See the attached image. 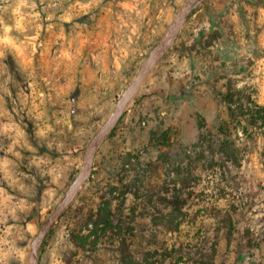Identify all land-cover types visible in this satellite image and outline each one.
I'll return each mask as SVG.
<instances>
[{
    "label": "rangeland",
    "instance_id": "374dc122",
    "mask_svg": "<svg viewBox=\"0 0 264 264\" xmlns=\"http://www.w3.org/2000/svg\"><path fill=\"white\" fill-rule=\"evenodd\" d=\"M184 2L0 0V264H28ZM91 160L37 264H264V0H203Z\"/></svg>",
    "mask_w": 264,
    "mask_h": 264
},
{
    "label": "water",
    "instance_id": "95a60500",
    "mask_svg": "<svg viewBox=\"0 0 264 264\" xmlns=\"http://www.w3.org/2000/svg\"><path fill=\"white\" fill-rule=\"evenodd\" d=\"M202 2L203 0H186V2H184L181 9L174 16V19L169 26V29H168V32L165 38L162 40L160 45L150 50L145 64L139 69L134 79L131 81L128 87L124 90L123 94L119 97L116 103V106L111 112V114L109 115V117L104 121L103 125L99 128L96 134L89 141L88 145L86 146L85 152H84L83 164H82L81 169L79 170L78 175L76 176V178L73 180V182L67 189L64 195V198L58 203L56 208L51 212L48 218L43 222L40 229L38 230V232L36 233V235L33 237L31 241V253H30L28 264L38 263L40 246L46 234L50 230L53 223L59 218V216L65 210L69 200L72 198L75 191L82 184V182L86 179L90 171L91 165H92V160H91L92 152L94 148L96 147V145L99 143V139L103 135L104 131L106 130V127L114 118H117L121 114L122 108H123V105L125 103L127 96L131 94L132 91H135V89L140 85L142 79L144 78L146 73L152 68L158 56H160L165 50L168 49V47H170L174 43L178 30L184 18L187 15H189Z\"/></svg>",
    "mask_w": 264,
    "mask_h": 264
},
{
    "label": "bare ground",
    "instance_id": "6f19581e",
    "mask_svg": "<svg viewBox=\"0 0 264 264\" xmlns=\"http://www.w3.org/2000/svg\"><path fill=\"white\" fill-rule=\"evenodd\" d=\"M134 91H132V93H133ZM132 93L131 94H129L128 96H131L132 95ZM127 96V97H128ZM115 120H116V118H114L109 124H108V126L106 127V130L104 131V133L103 134H105L108 130H110L111 129V127H112V125L114 124V122H115Z\"/></svg>",
    "mask_w": 264,
    "mask_h": 264
},
{
    "label": "crops",
    "instance_id": "0c3cea01",
    "mask_svg": "<svg viewBox=\"0 0 264 264\" xmlns=\"http://www.w3.org/2000/svg\"><path fill=\"white\" fill-rule=\"evenodd\" d=\"M117 1H118V2L122 1V2H123L124 0H116V2H117ZM171 2H173V0H171ZM168 6H170V5H167V7H168ZM172 6H173V5H172ZM4 158H6L5 155H4L3 157H1V160H2L1 162H2V165H3V166L5 165ZM0 164H1V163H0ZM5 167H6V166H5Z\"/></svg>",
    "mask_w": 264,
    "mask_h": 264
},
{
    "label": "trees",
    "instance_id": "16d2710c",
    "mask_svg": "<svg viewBox=\"0 0 264 264\" xmlns=\"http://www.w3.org/2000/svg\"><path fill=\"white\" fill-rule=\"evenodd\" d=\"M120 120V119H119ZM119 122V121H118ZM115 128H116V125L114 126V128L112 129V131H111V133L115 130Z\"/></svg>",
    "mask_w": 264,
    "mask_h": 264
}]
</instances>
